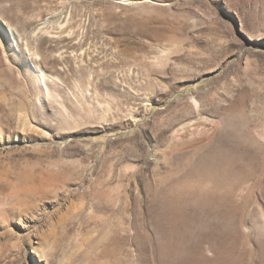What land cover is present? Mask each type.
<instances>
[{"label": "rangeland", "instance_id": "obj_1", "mask_svg": "<svg viewBox=\"0 0 264 264\" xmlns=\"http://www.w3.org/2000/svg\"><path fill=\"white\" fill-rule=\"evenodd\" d=\"M0 264H264V0H0Z\"/></svg>", "mask_w": 264, "mask_h": 264}, {"label": "bare ground", "instance_id": "obj_2", "mask_svg": "<svg viewBox=\"0 0 264 264\" xmlns=\"http://www.w3.org/2000/svg\"><path fill=\"white\" fill-rule=\"evenodd\" d=\"M20 178V177H19ZM29 179V178H28ZM24 181H27V180H24ZM20 182V181H19ZM21 184V183H20ZM20 186V185H19ZM22 186V185H21ZM24 187V186H23Z\"/></svg>", "mask_w": 264, "mask_h": 264}]
</instances>
